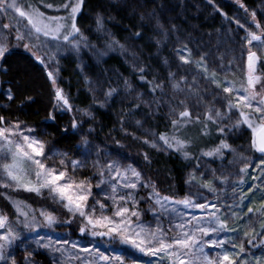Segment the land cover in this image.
<instances>
[{
  "label": "snow or ice",
  "instance_id": "1",
  "mask_svg": "<svg viewBox=\"0 0 264 264\" xmlns=\"http://www.w3.org/2000/svg\"><path fill=\"white\" fill-rule=\"evenodd\" d=\"M39 3L46 9H55L56 12L65 11L66 15H47L41 11L34 0H0V15L14 14V23H4L0 25L2 29L14 30L17 46L19 42L23 43V48L30 52L40 64L48 69V64L58 65V56L64 46L79 52L81 46L89 47L87 37H85L77 26V15L81 12L84 0H59V3L49 2V0H39ZM244 8L243 4H240ZM247 11V9H245ZM255 28L259 30L250 31L245 29L246 36L243 38L247 45L252 46L257 42L258 46L264 47V28L260 22L256 21V13H251ZM240 28L243 24L237 21ZM158 27H163L158 22ZM104 28L102 18H97V30ZM141 33H135L139 37ZM43 37L44 39H41ZM120 45L118 41L111 40L106 42V47L112 49ZM43 51L44 55L39 53ZM11 48L6 41L0 42V61H4ZM104 55V52H100ZM190 55V54H189ZM47 57V62L45 60ZM203 57L201 61L195 62L198 68H201L205 74L204 78L215 85L220 92L213 94V100L205 105L203 114L193 113L186 105V100H180L179 105L183 110L178 113L175 109L172 112L176 118L171 119L172 132L160 133L158 141L163 142L165 149L174 150L181 153L185 159L191 158L190 149L193 146L189 138H182V129L190 124L201 125L202 136L210 135L209 125H214L218 133L219 143L208 150H202L201 156L214 157L224 160L226 154H233V162H243L239 168V174L247 175L248 169L253 167L250 158L243 152H238L228 143L227 135L246 126L251 130V138L248 151H254L260 154V163L255 165L261 169L260 177H253V180L264 177V79L257 75V65L261 63L257 51L252 47L247 51V73L246 83L237 88L232 81H220L216 78L215 71H209L204 64ZM183 64H190L194 61L184 55H180ZM6 71V69H5ZM58 72V67L56 68ZM144 68H140L141 80H144ZM170 79L174 81L172 88L174 91H188L195 95L199 101L203 96L199 89L195 88V81L188 85L187 79L181 77L176 81L175 74H169ZM47 77L54 88V109L72 111V105L65 96L62 89L57 87L56 76L53 71H47ZM181 84L186 88L182 89ZM259 86V90H258ZM163 83H153L152 91H163ZM115 89H110L107 97H111ZM8 101L14 100L11 89L6 93ZM219 103L220 107H216ZM84 115H90L87 111ZM203 116V119L201 118ZM49 120L55 121L56 117L49 113ZM74 132L79 128V122L74 118L71 125ZM67 132V129L63 130ZM92 129H89V133ZM35 129L29 127L20 121H9L0 115V188L10 189L12 191L23 190L28 193H35L37 196H43L45 192L49 197L59 203L67 212L69 219L63 221L65 224H71L73 220L79 219V233L89 235L92 238H107L109 241H118L121 246H127L134 252L145 256L159 257L160 261L167 260L168 264H248L243 257L246 254L245 241L248 245L256 247L255 243L258 236H264V222L260 224L261 231L256 232L253 227L252 215H264V196L259 208L248 207L242 215L235 209L245 207L244 199L247 196L237 197V189L241 188L244 180L241 178L234 184H230V176L221 174L216 175L212 171V178L205 180L202 173L198 178L195 173L190 174L186 183L197 188L206 189L208 192L217 194L218 188L225 185L230 186L234 193L233 199H238V203L225 204V215H218L220 208L214 203H197L190 196L182 200H174L167 196H161L155 191L142 177L141 172L137 171L132 165H125L119 159L114 158L110 152L104 151L98 147L93 148L85 137L83 138L82 159L69 160L67 153L53 151L51 154L46 152V144L35 135ZM119 143V142H117ZM143 143L152 148H157L156 140L149 141L144 139ZM95 155L92 161L93 175L99 177L95 187L99 189L96 196L103 195L104 201L111 202L112 214H105L109 204L101 202L94 197L92 177L77 179L76 173L87 167L89 159ZM59 158V167L49 166L47 161ZM145 159H148L145 153ZM199 164H197V168ZM218 182V183H217ZM264 183V180H262ZM139 187L145 189L153 188L149 192L148 200L156 206L159 211L154 215L159 217L167 216L169 218V227L165 229L162 224L157 223L153 228L145 225L140 220L141 212L138 210L139 201L136 199ZM107 189V190H106ZM261 190V185L252 184L248 192ZM8 198V197H6ZM93 203L90 205L89 200ZM179 206L184 209H200L205 213L203 216H186ZM17 213V224L9 223L6 215L0 214V264H16L15 257L10 249L24 238L20 235L17 227L35 231L41 226L51 228L60 223L56 215L45 210H40L38 215L29 206L22 205L20 202H14ZM29 208V210H23ZM230 211V215L228 212ZM247 217V230L244 231V240L239 243L234 242L232 237L221 238L222 233H235L237 228L231 227L232 223L244 220ZM22 218V219H21ZM174 218V220H173ZM169 233H174L169 235ZM34 243L44 249H50L61 256L67 255L69 264L72 259H80L76 253L69 252L65 246L70 244L71 249L75 250L79 246L75 242L68 240L55 241L51 238L40 236ZM55 243L56 246H53ZM226 245L232 249L238 248L236 253L229 252ZM205 249H219L215 256L209 255ZM80 252L88 253L91 259L84 257L87 264H126L127 255L124 252L112 250V255H106L99 247L95 245L92 248L79 247ZM31 254L29 253V256ZM26 257V261H27ZM132 264H137L135 259ZM151 264V262H149ZM260 264V260H256Z\"/></svg>",
  "mask_w": 264,
  "mask_h": 264
},
{
  "label": "trees",
  "instance_id": "2",
  "mask_svg": "<svg viewBox=\"0 0 264 264\" xmlns=\"http://www.w3.org/2000/svg\"><path fill=\"white\" fill-rule=\"evenodd\" d=\"M185 1L85 0L84 10L79 17L81 32L84 30L82 27L87 21H94L97 25V18H102L106 29L103 28V30L108 33L97 40L94 60L96 59L98 64L109 66L121 73L130 75L148 93H154L152 85L157 83L151 69L148 66L142 67L145 70L143 73L145 79L141 80L139 69L133 68L122 56L121 48L114 46L109 49L106 47V42L114 39L120 45L128 42L133 43L143 53L144 57L150 58L153 67L159 70H165L166 64L173 54L177 55L179 59L180 55L188 57L194 61L188 64L194 72L188 85H192L195 81L193 90L199 89L203 100L199 101L195 95H190L197 99L202 106H205L213 100V94L220 92V89H216L215 85L204 78L205 74L201 68L197 67L195 62L201 61V57H203L202 62L207 65L210 72H216L218 80L222 82L232 81L238 85L246 81L243 59L246 54L247 43L244 39L238 42L231 41L229 36L224 35L228 20L219 11V5L216 3L213 5L208 0H194L201 7L198 17L199 22L219 32L220 42L222 41L220 57L223 64L218 69H213L205 57L198 54L191 44L172 49L170 47L174 42L172 39L175 37L179 25L184 22V14L181 9ZM221 1L225 11L229 14L234 11L244 14L246 8L247 10L248 8L251 9L257 2V0ZM56 3L58 4L59 1H56ZM240 4H243L244 8H241ZM158 22L163 26L162 28L158 27ZM137 32L141 33L139 37L135 36ZM253 46L258 45L254 43ZM259 47L261 63H264V48ZM100 52L105 54L100 55ZM66 53L62 57L63 65L58 84L63 88L65 96L70 99L74 97V100L71 101L72 111L54 109L53 106L56 103L54 89L47 77V70L44 65L40 64L31 53L21 48H15L1 64L0 115L4 116L6 120H18L34 126L36 132L43 136L50 145L67 152L68 156L72 158H75L81 150V137L78 130L74 132L71 127L75 118L83 122L82 126L92 129L90 136L93 137L95 142H101L103 145L110 146L112 150H119L130 156L145 172L148 181L155 186L157 191L167 196L184 195L187 189V175L191 170L197 169L198 161L201 157H205L201 156V151H206L219 143L215 126L209 125L210 135L202 136L201 125L191 124V130L192 127L195 129L192 130L194 132L191 140L193 146L190 149L191 158L189 159H185L179 152L165 149L163 142L158 141L160 133H171L168 128L158 127L155 139L158 147L152 148L144 144V139L139 135L115 127L109 109L103 105H96L89 100L87 90L81 88L86 84L85 77L78 70L76 60L68 53L66 55ZM259 71L264 75V67L261 64H259ZM9 89L14 95L13 101H8L6 98ZM216 105L220 104L217 103ZM142 108L143 105L137 102L128 106L129 111L133 113L140 111ZM85 111L90 115H84ZM49 113L55 115L54 122L48 119ZM64 129H67V132H64ZM181 136L186 138L182 133ZM145 153L148 156L147 160L145 159ZM252 153L256 158L255 163L253 167L248 169L247 175H242L244 184L241 186V192L243 196L247 193V196L244 199L245 207L238 210L241 215L247 211L248 207L259 208L262 196H264L262 186L261 190L248 192L250 185H260L259 179L253 180V177H258L261 173V169L255 167L260 163V154L254 151ZM81 172V175H84L83 170ZM78 174L80 175V173ZM16 201L29 206L35 212L40 208H44L68 217L67 212L49 197L37 196L35 193H28L23 190L12 191L0 188V210L14 223H17V213L14 207ZM247 219L245 217L244 220H240V223L245 224ZM262 222H264V215L259 216L256 221V232L261 231L260 224ZM238 226L240 229L241 224ZM72 228L74 229V227ZM74 232L77 233V230H74ZM255 243L257 244L256 247L247 245L249 251H246L243 258L248 261V264H256L257 259L260 260V264H264V236H258ZM32 244L34 243L32 242ZM32 254V258L37 264L53 263L48 249L39 247ZM15 256L17 264H25L22 251L18 250ZM136 261L137 264H149V262L156 264L155 259H147L141 256H137Z\"/></svg>",
  "mask_w": 264,
  "mask_h": 264
},
{
  "label": "rangeland",
  "instance_id": "3",
  "mask_svg": "<svg viewBox=\"0 0 264 264\" xmlns=\"http://www.w3.org/2000/svg\"><path fill=\"white\" fill-rule=\"evenodd\" d=\"M56 1L59 0H55V3ZM208 1L213 5H215L214 3L219 5V11L223 15V17L228 20L226 22V29L224 31V35L229 36L230 38L229 40L231 41L238 42L239 40L243 39V37L246 36L245 29H248L250 31H257L259 34V30L255 28V23L253 22L251 16L252 12L256 13V21L260 22L262 28H264V0H257L256 5L251 9L248 8L247 11H244V14L239 13L237 11H234L233 13L229 14L228 12L225 11L223 7V2L221 0H208ZM236 1L239 2V0ZM34 2H36L40 7L41 11H44L47 15H66V12L63 10L60 12H56L55 9H46V8L43 9L44 7L42 4L39 3V0H34ZM49 2H53V0H49ZM84 5H85V0L81 12L78 13L77 15V26L80 28V30H81L80 27L81 24L79 22V17L82 11L84 10ZM181 10L184 14V22H182L177 28L176 35L172 39L174 42L172 45H170V47L173 49L175 47L180 48L182 46L191 44L196 49L198 54H202L205 57V59L209 62L210 66L213 69H218L223 64V60L220 57L222 41L220 42L218 30L210 29L208 26L199 22L198 17L201 12V7L199 3L195 2L194 0H186ZM13 16L14 14L12 12H9V14L6 16L0 15V25L4 23H14L15 21L13 19ZM237 21H239L240 24H243L244 28H240L237 24ZM82 29L84 30H82L81 33L85 37H87L90 46L89 47L81 46L79 52L73 51L69 49L67 46H64V48L61 50L60 55L58 56V65L52 63L48 64L47 71L54 72V75L56 76V80H57V87L63 90V88L60 87L58 84L59 81L58 79L60 77V71L63 65L62 57L65 55L64 53L67 52L69 56L73 57L74 60H76V65L78 67V70L85 77L86 84L84 85V87L81 88L87 90V94L89 95V100L96 105H103L109 109L115 127L121 130H127L133 132L139 135L142 139H148L149 141H153L156 139L158 127L168 128L172 132V126L170 122L171 119L176 118L172 110L175 109L177 113L180 110H183V106L179 105L180 100H186V105L193 113V116H195L197 113L203 114V112L205 111V106L204 105L202 106V104L199 103L197 99L191 97L188 91L185 90V91L176 92L172 88V83L174 81L170 79L169 76L170 73L175 74L176 81H179L181 77H185L188 83L194 73L191 67L188 64H183L182 61L179 59V57H177V55L173 54L171 56V58L166 64L165 70L164 69L159 70L153 67L150 58L144 57L143 53L133 43L128 42L127 44H123V48L120 49V52L122 56L129 62V64L133 68L140 69L142 67L148 66L151 69L152 75L156 77L155 79L157 83H163L164 87L162 92L160 90H157L154 93H148L145 92L130 75L121 73L120 71H117L116 69H113L109 66L98 64V61H96V59L94 60L97 40L100 39V37H104V35L108 33L105 31L106 30L105 28H104L105 30L98 31L97 25L94 23V21H87V23H85ZM41 39L44 38L41 37ZM3 41H6L9 44L11 51L15 48L24 49L23 43L27 42V41H21L19 42V46H17V41L15 39V31L2 29V27H0V42ZM254 43L257 44V42H253V44ZM249 47H252L253 51H257L258 56L260 57L261 60V55L259 50L260 47L253 45L249 46L246 44V54L243 59V64L246 73H247V51ZM39 54L44 55L43 51H41ZM154 58H156V56H154ZM45 60L47 62V57H45ZM1 64L2 61H0V70H1ZM57 67H58V72L56 71ZM256 74L261 76L262 79H264V75L259 71V64L257 65ZM245 83L246 81L238 85L235 84V86L239 88L241 87V85ZM181 88L184 89L186 88V86L184 84H181ZM110 89H115V91L111 97H107L106 93ZM258 90H259V86H258ZM0 91H1V79H0ZM68 100L70 104H72L71 101L74 100V97L72 99L68 98ZM134 102L143 105V108L136 113L130 112L128 109V106ZM216 107H220V105H216ZM201 118H203L202 115ZM9 121H16V120H9ZM78 122H79L78 133L81 137V142H80L81 150L75 158L68 156L69 160L83 158L82 157V153L84 152L83 138L86 137L90 142V145L94 149L98 147L100 150H102L101 152L102 155L104 151L110 152L114 158L119 159L123 164L132 165L133 167H135L137 171L141 172L144 180L147 181L150 185H152L154 190L157 191L155 189V186L148 181L145 172L137 165L136 162H134L133 159H131L130 156L126 155L125 153L119 150H112L110 146L103 145L101 142H95L93 140V137L90 136L89 133V129L91 128L82 126L83 122L80 121ZM23 123L35 129L34 126L25 122ZM190 127L191 124L187 128L182 129V134L186 138L192 140V136L194 134L193 129L195 128L192 127L193 130L192 131ZM34 135L38 139L45 142L47 153L51 154V152L53 151L67 153L57 147H53L52 145H50L43 136L39 135L38 132H36V130ZM250 138H251V130L247 129L246 126H242L236 132L227 135L228 143L232 145V147L236 149L238 152H243L244 155L248 156L252 164L254 165L256 158L254 157L252 151H248ZM93 160H95V155H92L90 157L87 167L82 169L84 175H81L82 174L81 172L82 170H81L78 172L80 173V175L76 173V177L77 179H85L88 177H92L91 182L93 185L94 197L100 199L101 202H105L109 204V208L105 214L111 215L112 214L111 202L104 201L102 194L96 196V194L99 193L100 191L95 187L99 177L93 175V169H92ZM230 161H234L233 154H226L224 160H220L219 158L214 159V157H201L200 160L198 161L199 167L197 169L191 170V172L187 175V180L189 179L190 174L193 173H195V175L198 178L203 173L205 180L211 179L212 171L215 170L217 176L221 175L222 173L225 175H229L230 184H234L235 182H237L242 178V175L239 174V168L243 166V162L230 163ZM47 163L49 166L59 167V158L57 157L54 160L47 161ZM258 177H260V174L258 175ZM259 180H260L259 181L260 185L264 188V183H262L264 177H261ZM153 188L145 189L143 187H139L137 190L136 199L139 201L138 210L141 212L140 220L145 225H150L153 228L156 227L157 223H160L163 225L165 229H167L170 226L169 218L167 216H162L159 218L155 216L154 212H158L159 209L156 206H154L151 201L148 200L149 192L152 191ZM160 195L167 196L162 193H160ZM235 195L237 197L243 196L241 192V188L237 189ZM43 196L49 197L47 192H45ZM189 196L192 199H194L195 202L197 203L217 204V206L220 208V212L218 213V215L221 216L225 215L226 203L235 204L239 202L238 199L236 200L233 199L234 193L232 191V188L227 185L223 187H219L218 193L213 194L208 192L206 189L197 188L196 186L187 183V189L184 195L167 196V197H170L174 200H182L185 197H189ZM92 203L93 200L90 199L89 204L91 205ZM55 204H57L59 207L64 209L59 203L55 202ZM179 207L181 211L184 212L186 216H188L189 218L193 215L195 216L205 215V213L202 212L200 209H195V208L184 209L183 206H179ZM23 210H29V208H24ZM40 210H45L47 212L53 213L54 215H56L60 223L54 225L51 228L41 226L35 231L23 229L22 227L18 226L17 230L24 239L22 241H18L10 249L11 254L15 257V260H16L15 255H17L18 250H20L24 253L25 264H37L32 258L33 256L32 252L36 251L39 248L34 243V241L38 239L40 236H44L46 240L48 238H51L53 242L63 241V240H68L69 242H75L78 244L79 247L92 248L95 245L96 247H99L101 251L105 252L106 255H112L113 249H115L117 252H124L127 255L126 264H132V260L133 259L136 260L137 256H141L147 259L153 258L156 260V264H168L167 260L160 261L159 257L145 256L141 253L134 252L130 250L127 246H121L118 243V241H109L107 238H103V239L92 238L89 235L82 236L79 233L80 220L78 218L73 220L71 224H65L63 223V221L69 219V216L65 217L62 216L60 213H54L44 208H40L39 210H37L36 212L37 215ZM235 210L238 211L239 209H235ZM0 214H3L1 210H0ZM228 214L230 215V211L228 212ZM257 219L259 218H257L256 215H252V222L254 228ZM8 221L13 225L17 224L16 222L14 223L9 219ZM238 223L241 224L240 226L241 230L238 228L239 227ZM69 225L74 227V229ZM230 226L237 228L238 231L235 233H222L221 238L232 237L234 242L236 243H239L241 240H244L243 234L248 227L246 222L245 224H242L240 223L239 220L236 221L235 223H232ZM74 230H77V233H75ZM173 234L174 233H169L170 236ZM32 242L34 244H32ZM247 245L248 244L245 241V250L248 252L249 249ZM53 246L56 247L59 245L53 243ZM65 247L68 249L69 252L76 253L80 256V259L78 260L72 259L71 264H87V260H85L84 257H88V259H91L88 253L80 252L79 247L75 250L71 249L70 244ZM225 247L229 252L232 253H236L239 251L238 248L232 249L230 245H226ZM205 250L209 253V255L213 257L215 256V253L217 251H220L219 249H205ZM48 251L50 252L52 257V261H53L52 264H69L67 255L61 256L59 253H54L50 249H48ZM29 253L31 254L30 256ZM26 257L28 258L27 261H26Z\"/></svg>",
  "mask_w": 264,
  "mask_h": 264
}]
</instances>
